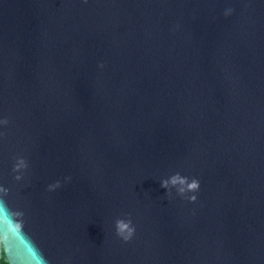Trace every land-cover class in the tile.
I'll list each match as a JSON object with an SVG mask.
<instances>
[{
	"label": "water",
	"instance_id": "obj_1",
	"mask_svg": "<svg viewBox=\"0 0 264 264\" xmlns=\"http://www.w3.org/2000/svg\"><path fill=\"white\" fill-rule=\"evenodd\" d=\"M0 242L264 264V0H0Z\"/></svg>",
	"mask_w": 264,
	"mask_h": 264
},
{
	"label": "clouds",
	"instance_id": "obj_2",
	"mask_svg": "<svg viewBox=\"0 0 264 264\" xmlns=\"http://www.w3.org/2000/svg\"><path fill=\"white\" fill-rule=\"evenodd\" d=\"M226 15H227V13H226ZM198 187H199V183H197V182H193V184L191 185V188L193 190L197 189ZM193 199H195V198H193ZM126 228H127L126 225H118L119 231L117 234L121 235ZM132 235H133L132 231L129 230L127 235H122V239L127 242L132 237Z\"/></svg>",
	"mask_w": 264,
	"mask_h": 264
},
{
	"label": "trees",
	"instance_id": "obj_3",
	"mask_svg": "<svg viewBox=\"0 0 264 264\" xmlns=\"http://www.w3.org/2000/svg\"><path fill=\"white\" fill-rule=\"evenodd\" d=\"M0 264H8L6 257L4 255V251H3V247H2L1 242H0Z\"/></svg>",
	"mask_w": 264,
	"mask_h": 264
}]
</instances>
